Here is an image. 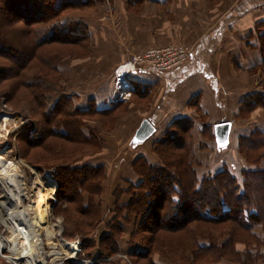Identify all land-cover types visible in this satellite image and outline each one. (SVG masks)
I'll list each match as a JSON object with an SVG mask.
<instances>
[{"label": "trees", "instance_id": "trees-1", "mask_svg": "<svg viewBox=\"0 0 264 264\" xmlns=\"http://www.w3.org/2000/svg\"><path fill=\"white\" fill-rule=\"evenodd\" d=\"M141 1L144 0L136 3ZM92 3L93 0H0V56L8 61L7 65H0V86L13 81L1 96L13 103L22 90L28 91L33 99L25 115H32L38 127L18 135L23 142L24 159L32 150L50 148V138L89 147L96 153L103 148V138L101 131L88 126L86 118L94 116L99 122L102 118L110 123L116 119L115 113L111 115L113 109L98 110L91 104L76 106L74 96L60 85L62 78L66 81L62 69L52 61L53 57L42 52L51 45L76 46L90 52L91 36L86 25L78 19H65L64 15ZM18 23L20 27L15 26ZM39 64L45 66L46 72L30 76ZM252 70L260 74L262 90L242 100L239 117L258 108L264 112V58L262 65ZM194 119L180 117L167 128L154 144L161 155L157 164H149L143 156L135 159L132 168L138 181L133 184L127 179L128 190L122 191L129 193L126 202L120 205L114 200L115 216L106 224V232L98 242L101 249L96 261L69 260L67 264H111L109 258L122 250L118 234H122L124 224L129 225L127 217L122 223L117 222L118 212L123 210L136 220L132 236H140L145 243L134 244L129 258L156 264L154 255L167 254L171 244L163 235L184 233L189 237L185 249L181 256L164 258L169 264L264 262V128L256 127L239 135L237 150L243 164L238 175L224 163L217 172L202 177L195 169L196 162L186 157ZM27 163L42 167L33 160ZM106 176L104 165L91 162L57 169L58 201L54 207L64 215L72 208L85 218L77 228L79 232L75 230L83 239L88 240L104 221L102 195ZM65 236L73 239L67 231ZM141 245L145 251L140 250Z\"/></svg>", "mask_w": 264, "mask_h": 264}, {"label": "crops", "instance_id": "crops-1", "mask_svg": "<svg viewBox=\"0 0 264 264\" xmlns=\"http://www.w3.org/2000/svg\"><path fill=\"white\" fill-rule=\"evenodd\" d=\"M64 18L78 19L86 25L92 39L94 35V48L89 45L95 57L91 67L76 66L77 59H67L68 64L62 66L61 63L59 67L68 75L67 92L74 96L76 106L84 108L91 104L98 110L113 109L111 115L116 114L113 130L109 132L115 142L110 140L108 148L103 150L107 151L104 158L115 161L119 168L113 177L121 175L136 182L132 168L135 159L145 157L151 142L162 138L165 130L180 117L195 118L192 140L198 157L202 155L201 161L206 162L199 163L200 174L219 166L221 169L226 160L240 161L234 148L224 151L231 144L235 145L239 134L256 127L264 128L261 108L238 116L242 100L262 90V78L252 67L263 63L264 0H144L139 3L136 0H93L92 5L68 13ZM171 44L191 47L189 60L167 72L150 66L137 67L129 76L134 88L130 100H116L117 68L132 56ZM89 77L94 78L89 80ZM123 108L126 113L119 116ZM144 120H148L155 131L145 142L134 143L133 138ZM222 122L232 123L225 149L217 146L214 134V126ZM94 126L101 128L96 123ZM210 140L214 150L199 147ZM113 143L118 146L123 143L120 146H128L129 150L127 148L123 155H120L123 149L114 154ZM150 159L152 163L157 162L153 156ZM211 161L218 164L207 169ZM128 252L131 249L125 248L109 261L130 264ZM154 261L169 264L158 254Z\"/></svg>", "mask_w": 264, "mask_h": 264}, {"label": "rangeland", "instance_id": "rangeland-1", "mask_svg": "<svg viewBox=\"0 0 264 264\" xmlns=\"http://www.w3.org/2000/svg\"><path fill=\"white\" fill-rule=\"evenodd\" d=\"M15 26L20 27L21 24L18 23ZM88 44L92 48H94V35H93V39L91 38L88 41ZM184 46H186V45H184ZM189 48L191 49V52H192V48L191 47H189ZM42 52L46 53V55H50L51 57H53L52 61H54V63L57 64L58 66L61 65V63H62V66L64 64H68L69 61L67 59H70V60H76L77 59L78 60L77 63L74 62V64H76V66H77V64H80V65H84L85 67H87V66L91 67V65H93L92 62H94V59H95L93 51L87 52L86 50L79 48V47H76V46H68V45L67 46H60V45H53L52 46L51 45L48 47L47 46L44 47L42 49ZM33 63H32V67H33ZM7 64H8V61L5 59V57L0 56V65H7ZM253 68H255V67H252V69ZM38 71L46 72L45 66H43L42 64H39L37 66V68H35L34 72L32 74H30V76H35L38 73ZM64 75L66 77L65 78L66 81L64 80L65 81V83H64L63 78H62L60 85H62V89L64 91L65 90L68 91L67 87H66V85L68 83V78H67L68 75L67 76H66V74H64ZM93 78L94 77H89V80H92ZM12 83H13V81L3 82L1 84L2 86H0V111H5L8 114L17 115L16 117H21L23 122L28 121L27 123H23V127H22L21 131H19L17 134V135H19L22 133L24 135V133L34 131V130H36L35 128H38L36 126V122H35L34 118L32 117V115H30V114L28 116L25 115L26 109H30V105H31L33 98L30 96L28 91L22 90L20 93V97L15 99V101H13V103L7 102L6 101L7 99H5L3 96H1V94L3 91H5L9 87H11ZM260 84H261V82H260ZM54 96H56V94ZM74 104H75V102H74ZM125 113H126V108L120 109L119 116L124 115ZM86 119H87V121H89L88 126L90 128H95L99 132L101 131L100 135L103 138V144H104L102 146L103 148L95 153V150L93 151L92 148H89V147L84 148V147H81L79 145H73L72 143H70L66 140H63V139H59V138H50V140L48 141L50 144V148H48L47 150H44L41 147L37 148L36 150H32L31 153L29 154V156L25 157V159L27 161L33 160L34 162H38L42 166L41 169H39L38 167H34V166L29 165L27 163V161L24 159V157L21 154V151L23 148V142L21 140H18V136L16 139V143H14L12 137L0 140V144L6 143L12 147L15 145V147H17V151H19L20 156L17 153H15V154L13 153L10 155V159H13V160L16 159V162H19L20 169L24 173L25 182L27 184V190H28V198L26 199L27 204L30 200L37 198L38 191H43L46 194V203L48 204L49 209H52L49 211L51 213L50 221L53 223V229H54V232L56 234L54 233V236L52 238L48 239V237L45 235V231L41 230V233L43 234L42 238L44 239V248H45L44 254H45V259H46L47 264H63L65 262V260H67L66 257L68 256V254H71V251H73L72 250L73 247H77L79 250L78 255H77V259L74 261L80 260V261H88L90 263L95 262L96 256L99 254L100 249H101L100 243L98 244V242H99L100 238L103 236L102 234H105V232H106V230H105L106 224L109 223L113 219V217L115 216V214L113 213L114 209H115L114 208V200L115 201L118 200L119 204L121 205V203H124L129 199L128 198L129 193L128 194L122 193L123 189L128 190V187H129L128 182L129 181L126 179L125 176L122 177L121 175H118V177H113L115 170L118 171L119 168H118L117 164L115 163V161H109V160L105 159L103 156V154L105 152H107V151L103 152L104 148L105 149L108 148V146L110 144V140H112V141L114 140L113 135L110 136L109 132L113 130L112 127L114 126L116 119L112 123H110V120H108V119L103 120L102 118L100 119L102 122H99L98 119L94 116H93V118L87 117ZM94 123L100 125L101 128L94 126ZM199 126H201V124H199ZM7 129H9V126ZM166 130H165V132H166ZM239 135H238V137H239ZM238 137L235 140V145L231 144L230 147H228L224 151V152H227L228 149L234 148L236 154L238 155L240 161L236 160V159L234 161L233 160L224 161V163L225 164L227 163V165L230 166L231 169L233 167V172L236 173L237 175L239 174V168H241V165L243 164V162L241 161L239 152L237 150ZM156 138H158V137H156ZM192 139H193V137H192ZM22 140H23V138H22ZM159 140H154L153 142H151L152 143L151 146L149 145L147 147V151H145L146 156L144 158L146 159V161L149 164L155 165L160 161L161 155H159V153L154 148V144H156L157 141H159ZM113 142H115V141H113ZM122 144H120V145H122ZM113 145L115 147L113 149L114 154L115 153L119 154V151L122 149L123 150L121 151V153L122 152L123 153L122 154L120 153V155L127 153L126 149L128 148V146H122L121 147L119 145L120 146L119 147L115 143H113ZM188 145H189L188 148H190V149H189V151L186 152L187 153L186 157L190 158L191 161L194 160V162H196L197 166L195 167V169H197L199 166V163H201V165H202V164H205L206 162L201 161L202 155L200 157H198L199 154L196 152V147L194 146L193 140H190ZM199 147H201L202 149L207 148L208 150L209 149L214 150V144L211 142V140H210V143H202L201 146H199ZM128 150H129V148H128ZM138 152H137V154H138ZM152 156L155 157V159L157 160L156 163L151 162V161H153V159L152 160L150 159V157H152ZM210 156L212 158H214L213 155H210ZM222 156H223V159H225L223 154H222ZM19 157H20V159L23 160V163H21L19 161L20 160ZM108 158H113V156L112 157L108 156ZM129 158H130V154H129ZM172 158L174 159V157H172ZM82 162H91L94 164L104 163L102 165H104L105 167H106V165H108L105 168L107 180H108V174L110 175L109 181L107 182V180H106L104 185H103V193L104 194L102 195V202H103V207H104L103 208L104 221H103L102 225L99 226V229L96 230V232L92 233L90 236L87 237L88 240L83 239V238H81V236L76 235V232H75V230H77L78 226L80 224H83L82 222L85 219L84 217L78 216L77 212H75V210H73L72 208H70L68 213L66 215H64V213L62 211L59 212L60 209H58V208L55 209V207H54V204H56L55 203L56 199L58 201V198H56V191H55V190H57V187H58V181L56 179L57 169H59L60 166H68V165L73 166L74 164L82 163ZM214 163L218 164V161H211V164L209 166H206V168L211 169L210 167ZM224 163L222 164V167L224 166ZM219 168H220V166L217 167L215 170H212V171L205 173V174H200L198 171H197V173L203 177L205 175L215 173L214 171H216ZM205 169H204V172L206 171ZM53 180H55V182H56V187L54 189V192H52V190H51ZM136 181H138V180H136ZM133 184H135V182ZM47 190H48V192H47ZM113 190H114V192H113ZM35 191H36V193H35ZM0 194H1V192H0ZM30 198H32V199H30ZM124 217H127V219H128L127 221H129V222H127V224H129V225L126 226L124 224L122 234H118L117 242L121 246L120 247L122 249L121 251H124L125 248H126V250L132 249L134 244L142 243V241H140L141 240L140 236H137L136 238H134L132 236V233L135 229V223L134 222L136 220L133 219L134 217H129L127 215L126 210L118 212L117 222L122 223L123 222L122 220L124 219ZM66 231L68 232V234L71 237H73V239L65 236ZM259 232H260V230H259ZM0 234H2L5 238L10 237L9 230L5 226H3L2 224H0ZM163 237H164V239H166V241L171 242L169 248H167V250L165 251L167 254H161V253H156V254H158L159 256H161L163 258H167V259L170 255L171 256H181L182 251L185 249L186 240L189 239V237L188 236L185 237L184 233L183 234L182 233L181 234L167 233L166 235H163ZM142 244H143V246H145V243H142ZM157 249H159V248H157ZM140 250L145 251L146 249L144 247H142V245H141ZM13 257H15V256L12 255L11 253H9L7 250L1 251L0 252V264H14V262H12V260H11V258H13ZM128 262L130 264H149V262L145 259H141L139 261V260H136L134 258H129ZM19 264H24V263L20 262ZM64 264H67V262H65ZM234 264H242V263H240V262L236 263L235 262Z\"/></svg>", "mask_w": 264, "mask_h": 264}, {"label": "bare ground", "instance_id": "bare-ground-1", "mask_svg": "<svg viewBox=\"0 0 264 264\" xmlns=\"http://www.w3.org/2000/svg\"><path fill=\"white\" fill-rule=\"evenodd\" d=\"M55 187L56 183L53 181L52 192ZM0 192V223L10 232L9 238H0V249L15 256L11 258L14 264H47L41 230L45 231L48 239L55 232L50 221L49 211L52 209L46 203V194L38 191L37 198H30L32 200L27 204L28 190L23 171L16 163L8 165L1 154Z\"/></svg>", "mask_w": 264, "mask_h": 264}, {"label": "built area", "instance_id": "built-area-1", "mask_svg": "<svg viewBox=\"0 0 264 264\" xmlns=\"http://www.w3.org/2000/svg\"><path fill=\"white\" fill-rule=\"evenodd\" d=\"M191 49L182 44H171L164 47H155L150 48L144 51L141 54H137L132 56L130 61L122 64L116 70L115 77V88H116V100L126 102L130 100L132 96V92L134 90L133 85L130 81V74L140 66H150L159 72H167L171 71L174 68L181 67L184 65L190 58ZM17 115L8 114L5 111H0V140L7 139L12 136L14 143H16L17 134L21 131L23 127V123H27L28 121L23 122L21 117H16ZM9 126V129H7ZM4 142V141H3ZM0 154L6 158V161L9 164H18L16 159H10L11 154L17 153L19 155V151H17V147L15 145L9 146L8 144H0ZM20 156V155H19ZM20 159V157H19ZM22 159L19 161L21 162ZM10 162V163H9ZM23 163V162H21ZM24 174V173H23ZM55 181V180H53ZM56 183V182H55ZM1 224V223H0ZM0 238L5 239V237L0 234ZM4 251L5 249H0ZM71 254H68L66 257L67 260H76L78 255V248L73 247ZM0 251V252H1ZM64 262V263H65ZM88 262V261H86ZM63 263V264H64ZM90 263V262H88Z\"/></svg>", "mask_w": 264, "mask_h": 264}, {"label": "water", "instance_id": "water-1", "mask_svg": "<svg viewBox=\"0 0 264 264\" xmlns=\"http://www.w3.org/2000/svg\"><path fill=\"white\" fill-rule=\"evenodd\" d=\"M231 128V122H222L214 126L216 144L220 149H225L228 146ZM154 131L155 128L153 125L148 122V120H144L140 128L137 130L133 142L137 144L145 142Z\"/></svg>", "mask_w": 264, "mask_h": 264}]
</instances>
